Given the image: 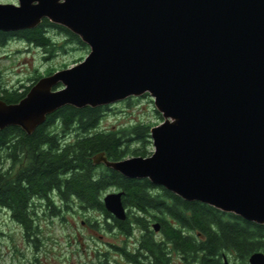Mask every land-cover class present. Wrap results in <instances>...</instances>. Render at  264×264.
Here are the masks:
<instances>
[{
  "label": "water",
  "instance_id": "1",
  "mask_svg": "<svg viewBox=\"0 0 264 264\" xmlns=\"http://www.w3.org/2000/svg\"><path fill=\"white\" fill-rule=\"evenodd\" d=\"M44 19L77 35L90 53L39 79L19 103L0 99V133L19 127L32 135L65 106L149 95L164 119L150 130L152 155L110 161L101 152L93 164L264 225V0L0 3L2 32L35 29ZM123 196L103 198L120 221L128 214ZM248 261L264 264V253Z\"/></svg>",
  "mask_w": 264,
  "mask_h": 264
},
{
  "label": "trees",
  "instance_id": "2",
  "mask_svg": "<svg viewBox=\"0 0 264 264\" xmlns=\"http://www.w3.org/2000/svg\"><path fill=\"white\" fill-rule=\"evenodd\" d=\"M51 32L63 36L66 42L58 44ZM13 40L49 55L65 51L67 44L88 48L77 35L47 19L35 29L0 31V48ZM56 71L51 69L46 75ZM31 87L25 91L10 88L3 83L0 72V99L7 104L19 103ZM102 112L101 107L65 106L48 116L32 135L19 127L1 131L0 158L12 165L10 169H0V209L10 212L27 235L36 213L34 202L46 201L53 206L55 193L66 203V209L70 202L78 201L83 210L101 213L110 222L106 221L108 230L132 237L138 229L141 240L136 255L116 248L132 264H143L146 252L152 264H173V253L186 264H223L224 257L230 255L248 264L251 255L264 253V225L200 202H186L149 180L128 179L104 165L95 166L92 157L97 153L105 152L110 161H120L130 154L129 143H149L153 127L99 130ZM71 133L75 137L65 140ZM132 153L147 156L144 151ZM112 188L124 193L123 203L128 209L125 221L117 220L105 209L103 196ZM152 222L160 224V238L152 230Z\"/></svg>",
  "mask_w": 264,
  "mask_h": 264
},
{
  "label": "rangeland",
  "instance_id": "3",
  "mask_svg": "<svg viewBox=\"0 0 264 264\" xmlns=\"http://www.w3.org/2000/svg\"><path fill=\"white\" fill-rule=\"evenodd\" d=\"M0 3H16V0H0ZM51 35L58 44L66 42L61 35L53 32ZM89 53V47L83 49L67 44L65 51L49 55L40 48L13 40L0 48L2 80L10 88L25 91L36 83V78L47 76L49 70L59 71L72 67L84 61ZM102 109L103 119L99 130L103 131L130 130L138 125L156 127L164 121L149 95L129 98ZM74 137L71 133L64 139ZM149 141L147 144L139 141L129 143L130 154L125 159L136 157L132 153L135 150L144 151L146 157L151 156L154 146L151 139ZM11 165L10 161L0 158L1 170L10 169ZM114 192L119 191L112 188L103 198ZM53 200V206H49L46 201L34 202L36 213L28 235L10 212L0 209V264H102L105 260L109 264H129L116 248H125L127 252L136 249L133 243L141 238L138 229L132 237H126L114 229H106L105 217L98 212L83 210L78 201L70 202L66 209V203L59 197ZM155 223L152 222L151 226ZM152 230L154 231L153 228ZM155 234L160 238L159 232ZM172 259L173 264H186L176 253H173ZM225 259L229 264H242L231 255L224 257L223 264Z\"/></svg>",
  "mask_w": 264,
  "mask_h": 264
},
{
  "label": "flooded vegetation",
  "instance_id": "4",
  "mask_svg": "<svg viewBox=\"0 0 264 264\" xmlns=\"http://www.w3.org/2000/svg\"><path fill=\"white\" fill-rule=\"evenodd\" d=\"M7 44H9V42H8ZM61 88H62V87H61ZM61 88L58 87V88H55L54 90L61 89ZM13 89H15V90H19V91H22L21 89H16V88H14V87H13ZM22 89H23V88H22ZM101 108H103V107H101ZM53 129L55 130V128H52V130H53ZM56 196H57V194H55V193L52 194V198H53V199L58 198V196H57V197H56ZM53 199H52L51 203L54 202ZM140 240H141V238H140ZM140 240H139V241L136 240V241L133 243V245H134V247H136V249H133L132 251H129L131 254L136 255L138 249L140 248ZM121 256H123L124 258H126L125 255H122V253H121ZM105 258H106V255H105ZM142 263H143V264H152L151 257L149 256L148 252H146V253L144 254V256L142 257ZM102 264H109V262H108V260H105V262H103ZM129 264H132V263L129 262Z\"/></svg>",
  "mask_w": 264,
  "mask_h": 264
}]
</instances>
